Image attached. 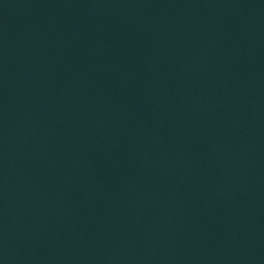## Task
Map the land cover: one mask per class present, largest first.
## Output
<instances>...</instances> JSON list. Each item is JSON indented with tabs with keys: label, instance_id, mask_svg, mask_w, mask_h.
<instances>
[{
	"label": "water",
	"instance_id": "obj_1",
	"mask_svg": "<svg viewBox=\"0 0 264 264\" xmlns=\"http://www.w3.org/2000/svg\"><path fill=\"white\" fill-rule=\"evenodd\" d=\"M0 264H264V0H0Z\"/></svg>",
	"mask_w": 264,
	"mask_h": 264
}]
</instances>
